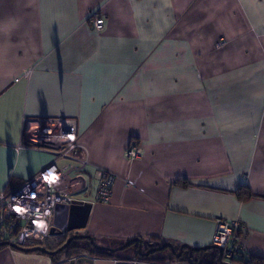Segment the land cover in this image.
I'll list each match as a JSON object with an SVG mask.
<instances>
[{
    "label": "crops",
    "instance_id": "obj_1",
    "mask_svg": "<svg viewBox=\"0 0 264 264\" xmlns=\"http://www.w3.org/2000/svg\"><path fill=\"white\" fill-rule=\"evenodd\" d=\"M54 117L75 119L91 165L115 177L108 202L83 203L77 234L110 249L187 245L214 264V220H237L235 258L264 261V0H0V192L52 158L16 148L23 120ZM131 144L140 159L124 157ZM137 246L53 260L6 245L0 264H186L187 248Z\"/></svg>",
    "mask_w": 264,
    "mask_h": 264
},
{
    "label": "built area",
    "instance_id": "obj_2",
    "mask_svg": "<svg viewBox=\"0 0 264 264\" xmlns=\"http://www.w3.org/2000/svg\"><path fill=\"white\" fill-rule=\"evenodd\" d=\"M88 20L93 29L102 30V17L93 14ZM223 43L220 41L216 47ZM23 122L21 142L16 148L46 150L52 158L12 191L0 192V236L7 241L8 247L43 245L51 237L65 238L79 233L81 229L51 233L56 205L71 204L72 201L90 204L108 202L115 179L111 173L91 165L86 150L78 140L75 119L54 117L24 119ZM142 156L143 150L138 144H131L124 151V157L128 160H137ZM89 169L95 179L91 199L83 197L90 183ZM244 230L237 220H214L211 243L220 249L223 262L230 264L236 257L238 234Z\"/></svg>",
    "mask_w": 264,
    "mask_h": 264
},
{
    "label": "water",
    "instance_id": "obj_3",
    "mask_svg": "<svg viewBox=\"0 0 264 264\" xmlns=\"http://www.w3.org/2000/svg\"><path fill=\"white\" fill-rule=\"evenodd\" d=\"M86 207L87 206H84L83 202H80V201H72L71 204H58V205H56V207L54 209V213H53V228H52L51 233L52 234H59L61 232L69 231V230H73V229H82L84 226V223H85V218H86V211L85 210L88 209V207L87 208ZM77 239H87L90 241V243L94 249L102 250V251L107 252V253H115V252L119 251L120 249L124 248L125 246L131 244L135 240L138 242L137 255L139 257H145L150 252L160 251L163 248L167 247L173 253V257L175 259H179L181 254H182L183 248H187L188 249V255L185 259V263L186 264H200L199 262L194 263L191 260L192 253L199 252L200 249L199 248H192V247H189L187 245H181L179 248V251L177 253L175 252V249L171 243H165L159 247L151 248L145 252H142V241H141V239H133V240L126 242L125 244H123L122 246H120L118 248L110 249V248H105V247L97 245L94 242V240L92 239V237H90L88 235H80V234H74V235L70 236L67 239L65 244L69 243L72 240H77ZM11 247L12 248L16 247V249L23 251V249L19 245H12ZM212 247L217 249L218 252H220L219 248H216L214 246H212ZM39 250L47 252L42 247H39ZM47 253L50 254L51 252H47ZM103 263H107V264H153V263H145L141 260L136 261V262L131 261V260L130 261L118 260L115 262L98 261L97 264H103ZM222 263L223 264H229V263H225V262H222Z\"/></svg>",
    "mask_w": 264,
    "mask_h": 264
},
{
    "label": "trees",
    "instance_id": "obj_4",
    "mask_svg": "<svg viewBox=\"0 0 264 264\" xmlns=\"http://www.w3.org/2000/svg\"><path fill=\"white\" fill-rule=\"evenodd\" d=\"M8 190H10L12 187L9 186L7 187ZM237 197L239 198H249L251 197V193L248 190H243L242 192L240 190H238L236 192ZM70 236H66L65 238H63L62 240H60L59 242H57L55 245H49V244H45V245H31V246H23L21 247L23 249V251H27V252H37V253H44L47 254L51 257V259L56 260L59 259L61 257H69L71 255L74 254H78L80 253L82 250H88L90 252V254L96 255V256H111L110 254L102 251V250H98V249H94L90 243L89 240L87 239H81V240H72L69 243L65 244L67 239ZM78 242H84V246L79 245ZM162 244V243H161ZM7 245V241L5 240H0V247L2 246H6ZM39 247L44 248L47 252H51L50 254L45 252V251H40ZM14 248V247H13ZM16 249V247L14 248ZM18 250V249H17ZM22 251V250H21ZM214 251V264L221 262V260L219 259L221 257L220 252H218L217 250H213ZM236 261L238 264H264L263 259L258 258V257H249L248 259H244V258H234L232 260Z\"/></svg>",
    "mask_w": 264,
    "mask_h": 264
},
{
    "label": "rangeland",
    "instance_id": "obj_5",
    "mask_svg": "<svg viewBox=\"0 0 264 264\" xmlns=\"http://www.w3.org/2000/svg\"><path fill=\"white\" fill-rule=\"evenodd\" d=\"M83 197H84V196H83ZM53 239H58V238H57V237H51L50 239H47V241H46L45 244L49 243V242L52 241ZM45 244H43V245H45ZM126 254H127L126 251H121V252H119V256H121V257H126Z\"/></svg>",
    "mask_w": 264,
    "mask_h": 264
},
{
    "label": "flooded vegetation",
    "instance_id": "obj_6",
    "mask_svg": "<svg viewBox=\"0 0 264 264\" xmlns=\"http://www.w3.org/2000/svg\"><path fill=\"white\" fill-rule=\"evenodd\" d=\"M156 247V246H155Z\"/></svg>",
    "mask_w": 264,
    "mask_h": 264
}]
</instances>
